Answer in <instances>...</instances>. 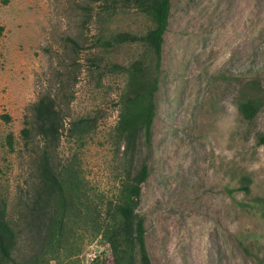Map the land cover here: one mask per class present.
<instances>
[{
  "label": "rangeland",
  "instance_id": "rangeland-1",
  "mask_svg": "<svg viewBox=\"0 0 264 264\" xmlns=\"http://www.w3.org/2000/svg\"><path fill=\"white\" fill-rule=\"evenodd\" d=\"M0 24V193L16 231L0 264H113L102 234L80 219L54 250L34 211L44 145L25 144L21 131L51 98L63 117L53 164L77 169L104 217L124 176L119 66L146 47L100 37L144 34L153 20L136 0H0ZM252 79L264 89V0H172L150 145L142 130L133 152L150 171L138 210L151 264H264V108L247 120L237 105ZM78 120L90 130L83 139L71 133ZM244 175L249 193L238 189Z\"/></svg>",
  "mask_w": 264,
  "mask_h": 264
},
{
  "label": "trees",
  "instance_id": "trees-1",
  "mask_svg": "<svg viewBox=\"0 0 264 264\" xmlns=\"http://www.w3.org/2000/svg\"><path fill=\"white\" fill-rule=\"evenodd\" d=\"M136 1L151 16L154 26L144 34L123 32L108 38L100 37L109 46L131 41L146 47L145 57L135 59L129 65L119 66L126 75V82L120 97L121 112L114 140L124 176L116 200L111 198L106 204L104 217L100 205L88 197L89 192L77 169L70 164L61 171L53 164L49 141H57L63 117L51 98L42 97L33 105V121H27L21 131L25 144L38 137L34 143L43 142L44 145L36 159L40 185L34 200V211L41 220H47L46 238L54 241V250L62 246L68 222L72 218L80 219L83 228L84 225H90L102 234L113 255V264H151L146 244L145 218L138 210L142 185L147 181L150 171L146 162L138 167L135 165L133 152L142 130L146 144L150 145L156 113L155 93L159 86L164 34L169 26L172 0ZM4 31L5 27L0 24V39ZM113 67L117 69V64H113ZM244 90L250 92L246 94ZM237 105L247 120L254 119L262 111L264 89L260 81L252 79L245 84ZM85 125L79 120L71 123L74 129L71 133L83 139L90 131ZM257 143L264 144V131L257 134ZM7 145L11 150L15 149L12 133L7 135ZM251 181L249 176H242L238 189L249 193ZM15 232L12 218L9 217L7 197L0 193V250L6 252V242L14 238Z\"/></svg>",
  "mask_w": 264,
  "mask_h": 264
}]
</instances>
